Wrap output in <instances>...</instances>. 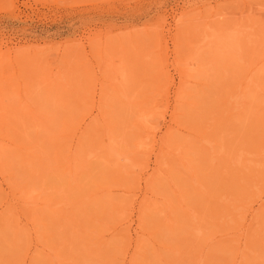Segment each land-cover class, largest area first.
<instances>
[{
  "label": "rangeland",
  "instance_id": "374dc122",
  "mask_svg": "<svg viewBox=\"0 0 264 264\" xmlns=\"http://www.w3.org/2000/svg\"><path fill=\"white\" fill-rule=\"evenodd\" d=\"M263 206L264 0H0V264H264Z\"/></svg>",
  "mask_w": 264,
  "mask_h": 264
},
{
  "label": "bare ground",
  "instance_id": "6f19581e",
  "mask_svg": "<svg viewBox=\"0 0 264 264\" xmlns=\"http://www.w3.org/2000/svg\"><path fill=\"white\" fill-rule=\"evenodd\" d=\"M82 124H83V123H82ZM79 131H80V130H79ZM70 159H71V158H70ZM70 159L68 160V162H71ZM239 160H240V157H239V159H238L237 161H239ZM140 206H141V205H140ZM263 207H264V206H263ZM134 210H135V209H134ZM252 212H253V211H252ZM251 217L253 218V215H251ZM252 218H251V219H252ZM27 256H28V255H27ZM24 261H25V260H24ZM26 262H27V261H26Z\"/></svg>",
  "mask_w": 264,
  "mask_h": 264
}]
</instances>
